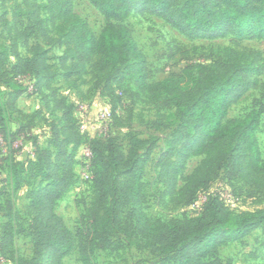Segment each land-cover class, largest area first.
Wrapping results in <instances>:
<instances>
[{"label":"trees","instance_id":"obj_1","mask_svg":"<svg viewBox=\"0 0 264 264\" xmlns=\"http://www.w3.org/2000/svg\"><path fill=\"white\" fill-rule=\"evenodd\" d=\"M5 4L6 0H1ZM38 0H23L24 4L40 16ZM53 2V0H49ZM62 5L52 7L58 10L59 18L67 31L64 42L72 47L83 64H93L101 71L122 68L134 69L144 63L137 45L132 41L131 32L124 25L134 11L143 12L163 19L171 28L191 39H226L235 37L240 41L264 40V0H89L104 16L106 26L96 38L86 21L70 12V1L61 0ZM18 9L21 10L20 6ZM54 16L53 21L57 18ZM5 25L8 21L4 17ZM45 35V34H44ZM1 46L0 85L13 82L20 77H35L38 85L41 78L45 83L53 79L48 52L40 46L33 49L30 58L20 55L17 44ZM225 62H215L212 66L198 67L192 87L184 88V78H171L160 84L148 86L144 79L138 80L143 88L150 90L154 99L163 107L176 110L180 124L179 131L169 141L168 149L160 158L162 175L168 174L176 181L192 156L209 153L207 159L189 178L182 194L189 197L191 205L200 199L201 192L207 191L219 172H225L229 181L242 180L253 187L256 193L264 195V159L262 158L257 131L264 113L262 107L254 109L245 117L227 119L229 111L250 87L257 85V77L264 73V65L244 68L243 62H235L231 52ZM253 54V53H252ZM257 58L261 53L257 52ZM9 56L16 62L8 66ZM244 56L246 54L244 53ZM67 60L64 57L63 63ZM264 61V59L262 60ZM132 62L141 65L134 66ZM124 77V75H121ZM254 78L251 84L249 79ZM8 78H11L10 81ZM44 79V78H43ZM116 79V78H115ZM20 85V84H19ZM7 86V85H6ZM22 86V85H21ZM9 87V85H8ZM26 88L12 92L16 103ZM14 93V94H13ZM65 112L67 130L77 140L82 141L80 131L74 132L75 121L70 106H60ZM79 126V125H78ZM193 133V134H192ZM0 134L6 141H15L22 134L12 132L7 121L5 107L0 102ZM145 142L132 138L127 152L114 141L102 143L92 140V172L96 174V201L89 214L90 232L84 237L80 247L83 264H96L93 255L96 250L108 251L115 248V238L122 234L129 245L151 250L163 257L160 264H208L207 259L218 256L219 249L242 240L264 226V212L237 214L228 210L218 198H207L198 217L163 223L151 220L142 211V191L145 168L154 147L145 154L140 151ZM7 146L12 149V143ZM58 156L60 165L50 171L52 162L36 165L37 178L44 187L30 193L29 211L33 214V237L38 251L52 252L55 258L71 254L75 248L74 236L55 213L59 200L73 185L74 175L71 156L63 147ZM172 158L176 160L171 161ZM7 166L14 189L22 184V174L30 164H24L5 154L0 146V171ZM48 166V169H44ZM191 186L197 188L193 192ZM202 196V195H201ZM132 207L129 220L123 222L121 210ZM10 221L7 224V244H13V212L9 207ZM118 249V248H117ZM17 264H40L37 259H19Z\"/></svg>","mask_w":264,"mask_h":264},{"label":"rangeland","instance_id":"obj_2","mask_svg":"<svg viewBox=\"0 0 264 264\" xmlns=\"http://www.w3.org/2000/svg\"><path fill=\"white\" fill-rule=\"evenodd\" d=\"M37 4L40 6L38 17L23 0H6L5 4L0 0V47L10 48L15 43L20 55L30 58L33 49L40 46L48 52V62L54 74L47 84L45 77H42L43 81L35 85L37 80L32 76L20 77L0 85V102L5 107L9 128L26 138L21 148L3 147L4 153L12 154L13 158L24 164H30L22 174V184L17 190L14 189L9 168L3 166L0 171V264H17L19 259H37L40 264H83L80 247L90 232L88 217L96 201V174L92 172L90 179L86 180V165L83 163L84 148L92 140H100L102 143L114 140L127 152L131 139L135 137L145 142L140 151L142 155L154 147L142 179L141 208L147 218L171 223L198 217L200 210L192 208L191 200L200 191L193 197L182 192L209 153L190 157L176 181L168 174L162 175L160 158L168 149L169 141L179 131L180 124L176 110L163 107L138 80L143 78L146 85L152 86L171 78H184L183 87L189 88L193 85L199 66L210 67L215 62H225L232 55L231 52H238L237 56L232 57L236 63L243 62L244 68L252 67L251 64L258 59L256 64L262 66L264 40L239 42L235 37L191 39L171 28L161 18L134 11L124 25L131 32L132 41L141 52L144 63L139 66L141 64L132 62L134 66H139L136 72L129 68H122L119 72L113 69L101 71L93 64H83L79 56L72 52L71 46L59 43L64 42L67 31L62 22L64 18L57 17L59 14L56 9L51 13V8L62 5V1L38 0ZM70 12L86 21L96 38L106 26L104 16L89 0H71ZM54 16L57 18L53 21ZM4 17L8 25H5ZM257 52L261 53L260 58H257ZM66 56L67 60L63 63ZM15 62L16 59L9 56L8 66L11 67ZM8 79L10 81L11 78ZM257 80L258 84L250 87L231 107L227 119L245 117L261 107L264 111V73ZM249 82L253 84L254 78L249 79ZM21 85L27 89L29 98L18 105V101L13 102L12 92H16ZM60 106L72 108L74 132L80 131L83 136L79 144L67 130L65 112ZM101 111L111 112L109 131L103 135L95 133L100 126L97 114ZM83 122L90 123L88 130L92 134L82 133L78 125ZM257 140L264 159V113L257 131ZM62 147L67 156L72 157L74 181L57 202L55 213L75 237V248L71 254L60 259L55 258L52 252L36 249L32 229L33 214L29 211V205L30 193L45 186L36 177L38 168L31 162H46L49 157L52 162L50 171L53 172L57 164L60 165L58 156ZM32 151L35 157L31 156ZM175 160L172 158L171 161ZM44 169H48V166ZM90 169L93 170L92 165ZM189 188L193 191L191 195L197 191L194 186ZM205 194L209 200L218 198L228 210L237 214L264 212V195L256 193L253 187L242 180L229 181L227 174L222 171L210 188L201 192L200 197ZM9 207L13 212L11 225L14 236L13 244L10 245L6 238L9 232L6 227L10 221ZM131 212L132 207L122 208L123 222L129 220ZM115 241L116 249L95 251L93 259L96 264H160L163 260V257L151 250L142 249L136 244L129 245L122 234ZM206 262L264 264V226L242 240L220 248L218 256Z\"/></svg>","mask_w":264,"mask_h":264},{"label":"built area","instance_id":"obj_3","mask_svg":"<svg viewBox=\"0 0 264 264\" xmlns=\"http://www.w3.org/2000/svg\"><path fill=\"white\" fill-rule=\"evenodd\" d=\"M84 111H86V109H84ZM110 119H111V112L110 111H101L97 114V123L98 125H100L97 129V131H95V133H100L101 135L103 134H107L108 131H109V127H110ZM88 125H90L89 122H83L79 125V128L80 130L82 131V133H91L89 132V128H88ZM92 134V133H91ZM25 136L22 135L20 136L19 138H17L15 141H11L8 142L5 140V138H3V136L0 134V146L1 147H5L8 143H12V146L15 148V149H18V148H21L23 146V144L25 143ZM7 142V144H6ZM84 152L85 154H83V163L86 165V168H85V173H84V177L86 180H89L90 177H91V169H90V166L92 164V151L88 145V147L84 148ZM31 156L32 157H35V152L32 151L31 153ZM202 199V200H200ZM200 201L198 200L196 203L192 204V208H195V209H198V210H201L202 206L204 203H206L207 201V198L204 196V197H200Z\"/></svg>","mask_w":264,"mask_h":264},{"label":"crops","instance_id":"obj_4","mask_svg":"<svg viewBox=\"0 0 264 264\" xmlns=\"http://www.w3.org/2000/svg\"><path fill=\"white\" fill-rule=\"evenodd\" d=\"M27 98H29L28 93L24 94L19 100L18 105H21Z\"/></svg>","mask_w":264,"mask_h":264}]
</instances>
